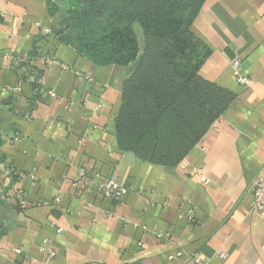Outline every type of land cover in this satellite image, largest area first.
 I'll list each match as a JSON object with an SVG mask.
<instances>
[{"label": "crops", "instance_id": "crops-1", "mask_svg": "<svg viewBox=\"0 0 264 264\" xmlns=\"http://www.w3.org/2000/svg\"><path fill=\"white\" fill-rule=\"evenodd\" d=\"M47 1L0 0V264H264V215L252 210L264 174V0H205L192 21L210 49L199 74L235 98L174 166L117 148L134 63L97 65L60 42L50 32L60 12ZM48 56L56 61L45 66ZM18 60L42 70L41 92L17 74ZM82 167L129 189L119 201L76 189Z\"/></svg>", "mask_w": 264, "mask_h": 264}, {"label": "trees", "instance_id": "trees-1", "mask_svg": "<svg viewBox=\"0 0 264 264\" xmlns=\"http://www.w3.org/2000/svg\"><path fill=\"white\" fill-rule=\"evenodd\" d=\"M204 1H47L50 15L60 12V27L50 31L60 42L97 65L134 63L114 120L120 151L174 166L234 100V93L199 74L210 49L191 24ZM26 64L41 76L40 68Z\"/></svg>", "mask_w": 264, "mask_h": 264}, {"label": "built area", "instance_id": "built-area-1", "mask_svg": "<svg viewBox=\"0 0 264 264\" xmlns=\"http://www.w3.org/2000/svg\"><path fill=\"white\" fill-rule=\"evenodd\" d=\"M46 32H49L46 30ZM43 64L46 66L48 63H54L56 60L54 57H45L43 60ZM26 60H18L16 63V71L19 76L23 78H32L38 84L37 92H41V76L36 70L31 69L27 64ZM230 64L232 68L233 77L235 78L236 82L241 86H248L250 83V78L243 69L241 68V59L238 56H232L230 58ZM8 175L17 176V177H24L25 173L16 170L10 169L6 172ZM200 180L206 183L208 180L207 178L199 173ZM73 186L76 189H83L96 192L101 196L108 198L113 201H119L122 196L128 191V184L125 180L115 175L105 176L99 174L97 172H92L85 167L80 169V175L76 180L73 182ZM252 210L260 212L264 215V174L255 180L253 188H252ZM14 198L16 204L19 207H23L25 205V197L24 192L21 188L16 189L14 193ZM187 218L189 221L194 219V209L191 207L187 211ZM46 239L43 240L41 246L39 247L40 250L46 251L49 256L53 257L54 252L51 249H45L44 244L46 243ZM219 258L225 259L227 257L226 253L220 252L218 254ZM171 259L172 256H169ZM192 261L194 263H201V258L197 255L193 256Z\"/></svg>", "mask_w": 264, "mask_h": 264}, {"label": "rangeland", "instance_id": "rangeland-1", "mask_svg": "<svg viewBox=\"0 0 264 264\" xmlns=\"http://www.w3.org/2000/svg\"><path fill=\"white\" fill-rule=\"evenodd\" d=\"M65 4H67V2ZM133 29H134L135 33L138 35L139 44L142 45V31H141L139 24L135 22L133 24Z\"/></svg>", "mask_w": 264, "mask_h": 264}]
</instances>
